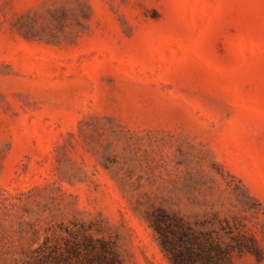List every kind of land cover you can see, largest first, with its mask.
Here are the masks:
<instances>
[{"label": "rangeland", "instance_id": "obj_1", "mask_svg": "<svg viewBox=\"0 0 264 264\" xmlns=\"http://www.w3.org/2000/svg\"><path fill=\"white\" fill-rule=\"evenodd\" d=\"M62 224L264 264V0H0V264Z\"/></svg>", "mask_w": 264, "mask_h": 264}, {"label": "trees", "instance_id": "obj_2", "mask_svg": "<svg viewBox=\"0 0 264 264\" xmlns=\"http://www.w3.org/2000/svg\"><path fill=\"white\" fill-rule=\"evenodd\" d=\"M59 230L46 235L29 260L31 264H121L113 242L95 236L88 227L82 225L70 231L62 224Z\"/></svg>", "mask_w": 264, "mask_h": 264}]
</instances>
